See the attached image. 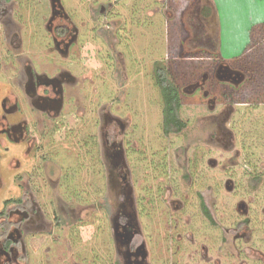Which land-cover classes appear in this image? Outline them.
I'll use <instances>...</instances> for the list:
<instances>
[{
  "label": "rangeland",
  "instance_id": "374dc122",
  "mask_svg": "<svg viewBox=\"0 0 264 264\" xmlns=\"http://www.w3.org/2000/svg\"><path fill=\"white\" fill-rule=\"evenodd\" d=\"M63 1L72 22L79 26V45L71 50V58L62 60L53 49L44 47V43L34 46L30 44L35 23L39 25V31L36 32L37 40L45 42L43 38L46 36L44 30L49 17L50 0H9L5 4L6 15L2 22L9 18L7 14L13 12L14 31H18L19 38L27 46L12 47L10 43L12 34L9 33L4 39L3 33L0 32V57H5L9 53L8 56H12L13 59L12 63L0 59V101L5 90L10 87L6 80L17 82L22 71L18 63L26 57L39 56L49 63L48 67H53L54 63L59 65L64 63L78 78L76 85L70 91L71 102H68V105L76 107L78 115L69 112L66 118V125L71 127L70 132L73 134L64 141V135L68 132L60 130L52 139L56 144L63 142L65 144L63 148L68 153L73 152V148H77L75 142L79 132V228L77 230L79 238L67 242L64 239L61 243L59 241L60 245L57 248H60L56 254L54 252L51 254V250L47 251L48 247L55 246V241H50L48 236L35 238L30 246L27 264H73L75 260L79 261V264H124L125 247L114 245L110 220L116 214V205L121 199L118 174L120 170H128V166H134L135 158L140 159L139 152L144 151L145 165L152 173L150 175L152 180L148 176V182L156 185L155 178L157 177L159 181V172L162 171L156 167L161 160L173 154V148L178 146L177 143L180 144L178 146L180 149L176 152L180 159L179 164L184 165L188 160L194 165V169L196 167L194 171L196 176H192V181L196 180V183H199L201 179L202 183L205 179L207 183H211L212 202L218 207L215 220L222 222V225L230 230L236 227L235 212L238 210L236 209L238 197L244 196L243 192L248 190L247 186L253 184V180L245 176L248 171L244 166L246 162L242 158L238 162L234 155L238 149L234 139L237 136L235 127L237 122L245 121L246 128L252 132L254 123V129L259 130V134L257 131L256 134L261 135L259 141L261 146L256 154L260 155V160L256 167L259 168L257 171L264 172V3L261 0H249L250 4L245 7L229 4L226 0ZM107 4L110 6L109 10H105L106 14L104 10L100 13L99 8ZM204 6L210 8L211 15L207 20L205 19V32L200 30L198 17V11ZM110 9L116 11L118 16L109 14ZM8 27L9 25L6 26ZM12 53L19 57L15 58ZM156 61L164 63L171 74L170 77L176 79L179 89L194 75L202 78L204 73L218 69L221 64L252 65L256 68L260 66L261 70L259 74L256 72V78L245 82L244 93L248 96L256 94L249 98L250 105L240 106L238 111L234 110L236 113L232 111L229 122L225 123L228 129L235 128L231 130L234 142L230 137L221 139L220 131L223 128L219 125L220 112L224 110L227 112L226 109H230L231 106L218 103V106H211L210 109L206 104L207 98L200 93L192 96L185 92L181 97L180 116L187 121V128L178 137L163 135L160 127L161 101L153 82V64ZM215 84L221 88L224 86V83L215 82ZM204 85L208 90L209 82L205 81ZM253 103L255 104L251 107ZM1 108L0 102V113ZM69 108L71 107H68V110ZM210 113L214 114L211 119L207 117ZM110 116L118 119L125 127L124 132H121L122 135L118 136V141H122L124 163H119L118 170L109 178L111 186L107 181L108 172L104 171L100 180L94 179V175L89 174L88 168L91 167V162L86 159L87 152L90 153V159L94 158L92 156L94 147L97 148L98 154L101 153L103 156L101 131L108 134L106 129L111 131L114 127L118 131L114 121H107ZM256 134L250 132V142L255 143ZM88 137L91 140L96 138L97 142L87 148L86 142L90 141ZM109 137L104 136L103 141ZM172 140L176 142L178 140L176 145L171 146L172 143L169 141ZM6 146L9 148L8 154L15 151L25 163L23 145L8 142ZM210 157L213 159L212 164L214 160L216 161V165L211 169L207 162ZM26 163L23 168L27 167ZM105 164L108 166V159ZM168 169L170 170L169 167ZM16 172L19 171L1 170L5 186L0 189V210L5 200L17 194V187L11 183ZM256 174L264 178L262 173ZM164 177L165 183L175 181L171 170L167 171ZM225 178L233 179V182L229 180V183L235 184L234 192L225 191L223 187ZM178 179L181 184L189 181L188 178L181 176ZM132 180L134 181L132 200L134 211L137 213V217L133 220L136 228L139 229V235L135 236L134 242L137 244L145 241L149 247L153 241L149 240L154 238L156 242L155 234H159V231L167 234L175 231L171 222L173 221L170 210L172 203L169 199L146 200L141 191V176H137L136 180L132 176ZM259 184L260 192L264 195L262 182ZM256 193L255 188L254 191L250 190L249 198L255 199ZM165 197L169 198L167 192ZM221 205L226 209V213H223L224 209ZM258 205L257 208H251V212L253 215L256 213L259 219L254 231L256 234L259 232L261 234L264 232V201ZM188 210L186 206L183 213L181 212V223L184 213ZM159 220L162 225L156 222ZM119 221L122 224L124 219L121 218ZM216 225H219L218 222ZM194 226L197 230L198 223ZM180 227L185 229L187 224H181ZM71 229L75 231L76 225ZM219 232L217 228L211 227V242L215 241ZM197 234L201 236V233ZM158 241L159 244L156 246H159L154 248L152 245L153 249L147 256L149 264H161L162 260L171 261V256L166 251V247L170 245L169 241H162L159 237ZM69 242L75 246L71 248ZM232 246V242L228 241L226 258L223 257L224 249L215 251L213 248L216 246H210L212 250L209 264H214L217 260H220L219 264H237L231 254L235 253V248ZM77 247L79 257L75 256ZM114 248L117 252L120 251V254L116 255ZM114 260L115 263H112ZM201 263L205 264L204 261Z\"/></svg>",
  "mask_w": 264,
  "mask_h": 264
},
{
  "label": "flooded vegetation",
  "instance_id": "af4514ba",
  "mask_svg": "<svg viewBox=\"0 0 264 264\" xmlns=\"http://www.w3.org/2000/svg\"><path fill=\"white\" fill-rule=\"evenodd\" d=\"M7 2L9 0H0V32L3 33L4 39L8 37L9 33L12 34L10 39L12 47L27 46L19 38L18 31H14L13 23H15V19L13 12L7 14L9 18L2 22L3 17L6 15L4 6ZM109 6L110 4L102 5L99 8V12L105 13L106 9L109 10ZM12 10L13 8L10 11ZM109 14L118 16L113 9H110ZM209 17L200 18L199 26L203 32L206 30L204 26ZM72 21L71 16L64 7L63 0H50L49 17L44 30L46 36L43 38L45 42L37 40L36 32L39 31V25L35 23L32 31L34 35H31L33 40L31 39L30 44L34 46L44 43V47L49 50L53 49L62 60L67 59L71 55V50L79 45V26ZM8 25L9 27L6 28ZM8 54L5 57H0V59L3 58V60L12 63V56H8ZM13 56L15 58L19 57V55L15 56L14 54ZM18 64L21 65L22 71L16 80L17 82L6 80L10 87L5 90L0 101L2 107L0 113V149H2L0 151V189L5 186V179L1 175L2 169L19 171L11 179V183L17 187V194L5 200L4 206L0 210V264H23V262L27 264V257L31 250L30 246L35 238L40 239L48 236L50 241H55L54 247L51 248L50 246L47 248V251L51 250V254L52 252L57 253L56 251L60 248L57 247L62 240L65 239L67 242L73 238H79L77 231L79 228V132L76 135L78 139L75 142L77 148H73V152L68 153L63 148L65 146L63 142L56 144L52 139L54 134L60 130L68 132L64 135V141L73 134V132H70L72 130L71 127L66 125V118L69 112L78 115L76 114V107L73 108L68 105V102H71L69 97H72L70 91L76 85L78 78L64 63L61 65L54 63L53 67H48L47 64L49 63L43 61L39 56L26 57ZM209 71L204 73L202 78L194 75V77L186 81L185 85H181L179 89L180 99H182L181 97L185 92L192 96L195 93H200L201 96L207 98L205 99L206 102L208 101L206 104L210 109L211 106H218V103L219 105L224 103L228 106L230 105V109H226L227 112H224L225 110L220 112L219 125H222L223 128L220 131L221 139L230 137L233 140L234 137L231 130L234 127L230 130L225 127V123L229 122L232 111H238L239 107L244 104L250 105L249 98L237 96L238 94L244 95V86L246 85L245 81L248 74L241 68L230 66L227 63L221 64L216 70ZM205 81L209 82L208 90L205 89ZM215 82L236 88V94H232V91H229V93L236 96L238 100L233 99L230 101L219 95L215 91L218 87ZM240 86L241 88H239ZM68 107L71 108L68 110ZM178 116L181 118L180 108ZM213 116L214 114L211 113L207 115L210 119ZM107 121H114L118 131L115 127L111 131L106 129L108 134L101 131L103 156L101 153L98 154L97 148L94 147L93 153L91 152L94 158L90 159L89 152L86 154L88 158H85L91 162V167L88 168L89 174H93L94 179L100 180L103 172H108L107 181L108 185L111 186L109 178L118 170L119 163H124L122 141H118V136L122 135L121 132H124L125 127L118 119L111 116ZM162 121L161 103V131ZM185 123L184 129L188 126L187 121ZM235 127L237 136L234 139H236L238 149H236L234 155L238 162L240 158L244 159L246 162L244 166L248 168L245 176L253 180V184L250 187L245 184L248 190L243 192L244 196L238 197L239 201L236 205L238 212H235L237 226L230 230L225 225H222V222L215 220V213L218 211V207L212 202L213 189L211 183H207L205 179L202 183L201 179L199 183H196V180L192 181V176H196L194 175L196 167L194 169V165L188 160L184 165L179 164L180 159L176 152L177 150L179 151L180 148L178 146L180 144L177 143L178 140L177 142L174 140L169 141V143H172L171 146L176 145V143L178 146L175 149L173 148V154H170L169 158L166 154L167 158L161 160L157 165L156 169L158 168L162 171L159 172V181L157 177L155 178L156 185L148 182V176L152 173L151 169L145 165L146 155L144 151L139 152L141 158H135L134 166H128V170H120L121 172L118 174L121 199L116 205V214L110 220L114 245L118 244L125 247L123 250L124 264H149L147 256L150 250L153 249L152 245L154 248L159 246H156L159 244L158 237L162 241H169L170 244L166 247V251L170 254L171 261L166 260L163 262L162 260L161 264H202V261L205 264H209L212 250L210 246H216V249L213 248L215 251L224 249L223 257L226 258L228 241H231L232 247L235 248V253L231 254L237 264H264V232L256 234V231H254L256 225L259 224V219L256 213L253 215L251 212V208H257L258 204L264 201V195L260 192L259 183L261 181L257 180L256 174L257 169H259L256 167L259 165L257 162L260 160V155H257L256 151L261 146L259 143L261 135H258V132L256 134L254 123L251 128L253 132L246 128L245 121L237 122ZM184 129L169 136L178 137ZM250 132L256 134L255 143L250 142ZM96 136L99 138L98 135ZM104 136H110L111 139L109 137L103 141ZM88 140H90V143L86 142L88 143L87 148L97 142L96 138L91 140L88 137ZM8 142L14 145H23L22 153L23 160L25 163L27 162L26 168H23L25 163L22 162L15 151L8 154L9 148L6 146ZM230 144H232L231 140ZM106 159H108V166L105 164ZM212 160L211 157L207 160L210 169L216 165V161L214 160L212 164ZM168 167L175 178V181L171 183H165L164 176L167 175V171L170 172ZM80 168L81 170L83 169L82 166ZM225 173H227L226 169ZM132 176L135 177V180L137 176H141V191L146 200L159 199L163 201L169 199L172 203L170 210L173 221L171 222H173L175 231L171 234L159 231V234H155L156 242L154 238L149 240L147 236V240H153L149 247H147L145 241L137 244L134 242L135 236L139 235V229L136 228L133 220L137 217V213L134 211V202L132 200L134 183ZM179 176L188 178V183L181 184L178 179ZM150 179L152 180L151 176ZM229 180L233 182L232 178H225L223 187L225 191L234 192L235 184L231 183L230 185ZM261 187L264 188V184ZM254 188L257 191L256 197L255 199H250V190L254 191ZM165 192H167L169 198L165 197ZM186 206H188L189 210L184 213L183 223H181L180 214L181 212L183 213V209ZM221 208L224 209L223 213H226V209L222 205ZM121 218L124 219L122 224L119 223ZM156 222L163 224L160 220ZM217 222L219 225H216ZM196 223H198L197 230L194 226ZM74 224L76 225V230L73 231L71 229V231L70 228L74 227ZM181 224H187V227L182 229L180 227ZM212 226L220 230L214 242H211L210 238ZM197 233H201V236ZM227 235L229 236L228 238ZM219 243L220 245H217ZM73 245L72 242H69L71 248ZM75 250V256L79 257L78 247ZM113 250L116 255L117 253L120 254V251L117 252L115 248ZM219 261H215L214 264H219ZM73 262V264H79V261L75 260ZM112 263H115V260Z\"/></svg>",
  "mask_w": 264,
  "mask_h": 264
},
{
  "label": "trees",
  "instance_id": "16d2710c",
  "mask_svg": "<svg viewBox=\"0 0 264 264\" xmlns=\"http://www.w3.org/2000/svg\"><path fill=\"white\" fill-rule=\"evenodd\" d=\"M200 13L202 16H209L210 8L208 6H204L201 8ZM259 40H261V37L259 38ZM189 54H192V53H189ZM198 54H201V53H198ZM237 67L241 68L245 73L248 74L246 81L249 79L253 81V78L254 79L256 78V72L257 74H259L261 70L260 66L258 68L254 66L252 67V65L251 66L250 65L237 66ZM170 76L171 74L169 70L166 69L162 61L154 62L153 82L159 92V96H160L161 103H162V120H163L162 121V131L165 136H169L176 132H179L182 129H184V127L186 126L185 121L182 120L178 116L179 108L181 106L179 85L176 84V81H175L176 79ZM239 88H241V86ZM235 89L236 88L232 87L231 85L229 86L227 84H224L222 88L217 87L215 91L219 95L224 96L225 99L232 101L233 99L238 100L236 96L231 95L229 93V91H232V94L234 93L236 94ZM254 95L256 94L253 93L252 96H248L247 93L246 94L244 93V95L238 94L237 96H243L245 98H252ZM257 132L259 133V130ZM256 173H262L264 175V172L257 171ZM257 177H258L257 180H260L264 184V178L263 177L261 178L258 175Z\"/></svg>",
  "mask_w": 264,
  "mask_h": 264
},
{
  "label": "snow or ice",
  "instance_id": "6c2138e0",
  "mask_svg": "<svg viewBox=\"0 0 264 264\" xmlns=\"http://www.w3.org/2000/svg\"><path fill=\"white\" fill-rule=\"evenodd\" d=\"M226 2L238 6H245L249 3V0H226ZM261 2L264 3V0H261Z\"/></svg>",
  "mask_w": 264,
  "mask_h": 264
},
{
  "label": "crops",
  "instance_id": "0c3cea01",
  "mask_svg": "<svg viewBox=\"0 0 264 264\" xmlns=\"http://www.w3.org/2000/svg\"><path fill=\"white\" fill-rule=\"evenodd\" d=\"M213 4H214V3H213ZM213 8H214V6H213ZM209 16L211 17V15H209ZM216 16H217V14H216ZM198 17H199V18L205 17V16H202V15H201L200 10L198 11ZM202 20L204 21V19H202Z\"/></svg>",
  "mask_w": 264,
  "mask_h": 264
},
{
  "label": "bare ground",
  "instance_id": "6f19581e",
  "mask_svg": "<svg viewBox=\"0 0 264 264\" xmlns=\"http://www.w3.org/2000/svg\"><path fill=\"white\" fill-rule=\"evenodd\" d=\"M249 4H250V3H249ZM246 6H247V5H246ZM246 6H245V7H246ZM243 9H244V7H243ZM239 15H240V14H239Z\"/></svg>",
  "mask_w": 264,
  "mask_h": 264
}]
</instances>
